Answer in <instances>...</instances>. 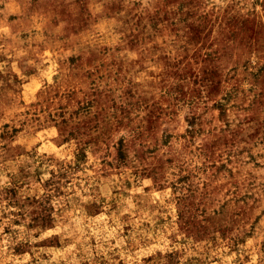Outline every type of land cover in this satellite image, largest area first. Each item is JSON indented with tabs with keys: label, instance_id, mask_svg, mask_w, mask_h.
Here are the masks:
<instances>
[{
	"label": "rangeland",
	"instance_id": "374dc122",
	"mask_svg": "<svg viewBox=\"0 0 264 264\" xmlns=\"http://www.w3.org/2000/svg\"><path fill=\"white\" fill-rule=\"evenodd\" d=\"M0 264H264V0H0Z\"/></svg>",
	"mask_w": 264,
	"mask_h": 264
}]
</instances>
